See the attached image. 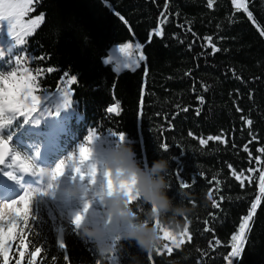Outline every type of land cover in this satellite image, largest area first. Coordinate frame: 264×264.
Segmentation results:
<instances>
[{
    "label": "trees",
    "instance_id": "16d2710c",
    "mask_svg": "<svg viewBox=\"0 0 264 264\" xmlns=\"http://www.w3.org/2000/svg\"><path fill=\"white\" fill-rule=\"evenodd\" d=\"M245 2L255 24L231 0H213L212 7L208 0H34V11L25 19L43 13L44 21L20 46L2 24L6 20L0 21V77L28 68L39 73L40 86L35 110L29 100L27 110H5L0 116L10 121L0 127V138L11 136L1 180L14 189H36L39 183L47 189L39 169L53 173L95 129L87 163L96 165L92 187L100 192L89 202L107 194L102 185L108 171L101 170L93 146L105 148L120 140L132 146L141 164L150 165L161 155L168 158V195L176 201L183 189L188 194L183 202L193 209L184 220L190 241L185 237L178 249L168 241L171 254L163 248L150 255L134 243L118 241L119 264H130L133 258L141 264H228L224 257L231 235L256 196L261 203L244 251L234 259L236 264H264V195L259 192L264 153L258 151L264 148V0ZM158 28L161 36L155 35ZM208 37L220 51L213 53ZM130 42L142 45L136 48L138 56L145 55L139 67L116 72L114 62L104 63L115 45ZM72 75L77 82L69 86ZM65 97L72 101L69 107L64 106ZM114 103L120 105L118 117L106 111ZM109 129L123 132V140ZM209 136L221 140L199 144ZM165 143L167 151L161 147ZM13 152L31 162V172L7 168ZM7 170L17 179L4 175ZM175 171L188 188L180 186ZM57 204L49 194L37 195L32 204L35 219L24 241H14L13 253L15 245L22 244L21 251L41 247L37 264H108ZM133 206L141 213L146 207L139 202ZM60 233L64 249L58 245ZM28 259L25 254L22 264Z\"/></svg>",
    "mask_w": 264,
    "mask_h": 264
},
{
    "label": "snow or ice",
    "instance_id": "6c2138e0",
    "mask_svg": "<svg viewBox=\"0 0 264 264\" xmlns=\"http://www.w3.org/2000/svg\"><path fill=\"white\" fill-rule=\"evenodd\" d=\"M34 0H0V21H7V32L14 38L15 45L20 46L25 44V37L31 36L37 28L40 27L44 21V14L41 13L36 15L34 18L25 20V17H28L31 12L34 11L33 7ZM232 5L237 11H243L247 14L249 20L255 24L253 18V13L249 11L248 5L245 0H231ZM213 6V0H208V7ZM167 7V4L165 5ZM121 20H124V17H120ZM163 23V22H162ZM19 29V31H17ZM163 34L162 29L158 28L155 31L156 36H161ZM260 35L264 36V30L260 31ZM208 44L212 47L213 53L220 51L214 44H212V38L208 37ZM132 47L129 43H123L119 46V52L125 56H128V50ZM142 45L136 44V48L140 49ZM19 57H17V62H19ZM43 59V57H41ZM145 60V55L141 53L138 57V60H129L123 62L122 67L125 69L132 68L135 70V67H139L140 61ZM110 61H104L105 64H108ZM55 69L48 68V73H52ZM116 72L121 71V66L117 65ZM38 75H34L28 68H23L21 74L17 72H12L7 77H0V116L3 115L5 110L16 111L17 113L25 111L28 108V102L31 101L34 106L39 103V96L36 95L40 91V86L38 82ZM77 82V76L72 75L67 83L69 86ZM72 101L64 98V106L69 107ZM107 113L115 114L117 117L120 114V105L119 103H114L111 106H108L106 109ZM187 111V109H185ZM6 118L0 119V127L9 123ZM252 122L249 120L248 124ZM111 135L118 136L121 140L124 138L123 132L108 130ZM191 136L192 133H189ZM97 138L96 130L93 129L85 137V143H82L78 147L77 155H69L68 159L60 161L55 168L54 176L62 175L67 167H71L74 175L78 174L81 180L87 175L91 177L89 180L90 183L95 182V175L97 172L95 164H89L87 172L81 170V166L85 161L89 160L91 155V148L89 145ZM11 136L9 135L7 139L0 138V166L5 165V160L10 154V144ZM210 140H221L220 136H209L207 139H200V145H206ZM251 143V141L249 142ZM165 151L168 149V145L165 143L161 146ZM245 151H248V146L245 145ZM259 152L264 153V148L258 149ZM11 164L7 165V168H12L15 166L22 172H31L33 165L31 162L22 157L19 153L13 152ZM254 159L259 162L260 157L256 156ZM0 171H3L0 169ZM252 171V169H250ZM4 175L10 179L16 180L17 177L14 175L13 171L7 170L3 172ZM106 178V188L107 194H111L112 182L110 179V173H104ZM233 175H236L233 172ZM176 180L179 182L182 188H188L189 184L184 183L183 176L179 175L176 171L174 173ZM237 180H243L240 175H236ZM170 186H172L170 184ZM52 186L49 185V188ZM259 192L261 195H264V171L259 172ZM47 195L46 192L42 191L39 188L36 189H24L22 194L18 195L15 199L9 200L7 203L0 205V264H11L14 260V264H22L25 254H27L30 259L27 260V264H37V254L41 252V247H36L35 251L28 252L27 248L24 247L23 251L21 248L22 244L15 245V254L19 255V258H15L13 253L14 241H24V237L27 234L30 221L35 219V216L32 212V204L37 195ZM208 199L211 200L212 196L209 194ZM132 201H130L131 203ZM261 203V196H256L255 201L251 203L250 210L247 212V215L242 217V222L239 223L237 231L231 235V245L230 251L224 257L228 261V264H236L234 258H239L244 251L248 233L250 231L253 218L257 213L258 206ZM213 205L218 206L216 201H213ZM89 204L86 202L84 204V212H87ZM83 219L82 214H77L72 218V223L79 227L80 221ZM33 226V224H32ZM205 231H210V229H205ZM164 233V239L172 241V244L178 249L185 242V237L190 241L192 237L188 233V226H185L184 232L181 234L179 242L177 243L175 238L167 233L165 229H162ZM218 244L219 241L217 240ZM60 249H64L66 244L62 239L58 241ZM164 249L168 251L169 254L173 251L168 244H165ZM67 259V256H65Z\"/></svg>",
    "mask_w": 264,
    "mask_h": 264
},
{
    "label": "clouds",
    "instance_id": "9594fccd",
    "mask_svg": "<svg viewBox=\"0 0 264 264\" xmlns=\"http://www.w3.org/2000/svg\"><path fill=\"white\" fill-rule=\"evenodd\" d=\"M93 155L110 173L112 182L111 194L103 200V212L90 222L79 223L81 237L92 242L97 256L108 264H119L118 241L134 243L144 255L154 254L169 241L163 238L162 229L178 243L186 226L184 220L193 209L183 202L188 198L183 189L177 191L176 201L168 195L169 159L161 155L150 165L141 164L132 146L120 140L105 148L93 146ZM39 173L43 178L51 175L47 168ZM65 191L75 196L83 192V186L70 181ZM136 202L146 206L142 213L134 208ZM130 264L141 262L133 258Z\"/></svg>",
    "mask_w": 264,
    "mask_h": 264
},
{
    "label": "rangeland",
    "instance_id": "374dc122",
    "mask_svg": "<svg viewBox=\"0 0 264 264\" xmlns=\"http://www.w3.org/2000/svg\"><path fill=\"white\" fill-rule=\"evenodd\" d=\"M35 16L36 15L30 16L25 20L34 18ZM2 24L7 27L6 21H4V23ZM129 44H131L132 47L128 50V56H125L119 52V46L121 44H117L113 49L109 51V57L107 58V60L114 62L116 65H120L121 69H123V62L129 60V58L131 60H138L139 56L136 53V43L130 42ZM133 67H135V65H133ZM77 154L78 150L73 155L75 156ZM88 165L89 163L85 161L81 166V170L87 172ZM100 168L101 170H104V167L102 165ZM54 171L55 169L53 170V173H51V175L47 178L48 183H44L47 189H44L42 187L43 185L41 186V183L38 184V188L51 195L53 199L57 200L59 202V205L57 204V207L64 208L68 218L72 220L75 215L82 214V221L90 222L94 217H96L98 213L103 212L104 197L100 198V200H94L93 202L88 201V198L98 195L100 192L98 189H96V187H92V183L89 182V176L86 175L84 179L81 180L78 174L74 175L71 167H67L62 175L54 176ZM70 181L79 182L83 186V192L75 196L68 194L65 189ZM49 185H51L52 187L49 188ZM102 187L106 188V185L103 184ZM24 189L32 190L25 186H22L20 189H14L7 182H4L0 178V205L7 203L9 200L15 199L18 195L22 194ZM86 202L89 204V207L87 212H84V204ZM60 239L63 240L61 233L59 236V240Z\"/></svg>",
    "mask_w": 264,
    "mask_h": 264
},
{
    "label": "water",
    "instance_id": "95a60500",
    "mask_svg": "<svg viewBox=\"0 0 264 264\" xmlns=\"http://www.w3.org/2000/svg\"><path fill=\"white\" fill-rule=\"evenodd\" d=\"M6 160H7V158H6ZM6 160H5V161H6ZM0 167H1V166H0Z\"/></svg>",
    "mask_w": 264,
    "mask_h": 264
}]
</instances>
